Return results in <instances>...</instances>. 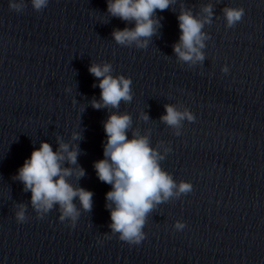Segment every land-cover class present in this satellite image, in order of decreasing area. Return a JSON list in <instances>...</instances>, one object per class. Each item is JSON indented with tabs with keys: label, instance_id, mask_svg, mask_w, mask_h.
<instances>
[{
	"label": "clouds",
	"instance_id": "1",
	"mask_svg": "<svg viewBox=\"0 0 264 264\" xmlns=\"http://www.w3.org/2000/svg\"><path fill=\"white\" fill-rule=\"evenodd\" d=\"M8 2L9 8L17 13L23 12L26 7L25 0ZM30 2L32 8L40 12L47 7L49 0ZM175 3L176 0H106L110 17L134 24L133 27L114 28L111 33L113 40L120 46L146 49L161 27L162 17L157 16V10L163 12ZM221 11L227 28L235 27L245 15L242 7L225 6ZM213 16L214 5L211 2L201 5L196 14L191 8L181 6L177 16L180 35L172 46L178 62L186 63L189 67L203 64L205 42L210 39L204 29L206 25H211ZM88 71L98 80V85L94 84L93 87L100 89L99 99L90 101L92 108L117 110L111 111L104 122V158L94 162L99 180L111 185L105 197V207L110 212V232L104 235L109 239L118 235L119 240L129 245H139L146 238L144 228L150 214L160 204L188 194L193 186L183 180L177 182L172 174L162 168L161 162L172 151L170 145L160 141L153 147L151 131L142 134L132 127L130 114L118 111L121 102L130 103L133 99L131 78L114 76L112 65L108 62H92ZM221 71L227 74L228 66H223ZM73 103L76 101L73 100ZM164 109L165 114L159 119L172 128L176 136L181 135L184 121L194 122L196 119L183 105L169 103L164 105ZM141 116L144 121L149 120L147 113ZM130 131L131 139L128 138ZM81 138V133L77 131L71 133L67 142L57 136L55 150L50 143L41 141L39 148L33 149L30 158L25 159L13 177L23 184L24 192L31 193L29 202L38 219H44L56 209L59 221L75 228L81 209L91 212L93 193L70 182V178L79 180L85 175V170L78 164L79 146L73 143ZM77 199L79 207L74 202ZM27 208L28 204L24 202L15 205L17 223L27 222ZM185 227L183 221L174 223L176 230Z\"/></svg>",
	"mask_w": 264,
	"mask_h": 264
}]
</instances>
